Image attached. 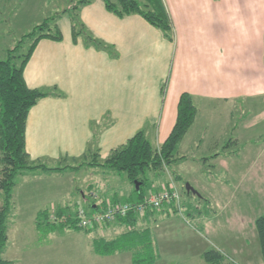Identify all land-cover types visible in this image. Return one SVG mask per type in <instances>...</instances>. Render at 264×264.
Listing matches in <instances>:
<instances>
[{
    "label": "crops",
    "instance_id": "crops-1",
    "mask_svg": "<svg viewBox=\"0 0 264 264\" xmlns=\"http://www.w3.org/2000/svg\"><path fill=\"white\" fill-rule=\"evenodd\" d=\"M163 2L173 24V41L165 39L142 17L119 18L108 12L101 0H94L79 10V18L87 33L110 51L86 45L81 36L74 41L67 15L57 21L62 41L38 42L24 69L25 84L29 89L59 95L42 98L29 111L25 147L31 162L72 167L94 147L103 160L141 130L158 148L173 129L182 94L193 97L198 111L211 103L264 100V0ZM3 42L0 36V58L5 56ZM235 139L238 143L232 145L234 151L229 149L210 162L215 168L228 166L232 183L224 187L236 215L227 221L232 223L234 233L224 234L218 242L216 238L207 242L227 251L235 263L263 264L255 225L240 213L244 208L260 209L259 216L264 213V140L244 141L238 149L242 141ZM198 143L201 141L186 145V149L194 147L196 151ZM90 169L23 174V180L42 182L45 187V182H50L57 193L54 199L38 203L33 213L52 214L60 209L77 212L87 208L90 192L104 200L135 199L127 185V190L118 194L105 189L100 181L92 184ZM173 177L177 176L168 178L170 186L179 182L176 178L174 184ZM74 179L83 182L81 187L87 191H80ZM164 181L151 176L145 187L146 197L163 192L168 185L162 186ZM218 185L221 190L222 183ZM75 189H79L77 195ZM170 209L164 206L158 215ZM204 252L198 250L196 257L200 259Z\"/></svg>",
    "mask_w": 264,
    "mask_h": 264
},
{
    "label": "rangeland",
    "instance_id": "rangeland-1",
    "mask_svg": "<svg viewBox=\"0 0 264 264\" xmlns=\"http://www.w3.org/2000/svg\"><path fill=\"white\" fill-rule=\"evenodd\" d=\"M68 2L69 0H0V32L5 50L21 35L41 22L44 16H50L56 9L61 10ZM1 58L4 59L5 56ZM198 112L194 125L185 137V142L180 143L178 147V156H187V161L168 167L164 171L146 173L148 181L154 175L161 181L165 180L162 186L168 183L170 176L179 178L177 185L175 178L172 179L175 184L172 188L175 187L180 195L179 202L173 204L174 207L169 213L158 215L156 222L150 224L152 230L150 241L157 253L154 264H189L186 260L194 264H206L201 258L196 257L197 251L206 252L213 248L212 243L207 242L208 239L216 238L215 241L218 242L224 234L234 233L232 223L227 221L230 216L236 215L230 205L226 188L232 183L227 173L228 166L222 165V169L215 168L210 163L204 164L202 158L214 153H228L229 150L223 151L222 148L235 137L242 141L238 146L244 141L258 143L264 140V100L239 104L211 103L200 107ZM198 140L201 144L198 143L196 151L194 147L186 149V145L195 146ZM243 145H240L241 148ZM234 149L232 146L230 151ZM85 161L86 159H80L76 164L80 165ZM62 166L64 165H59ZM56 167L58 166L47 168ZM83 168L85 167L81 169ZM89 171L92 175L91 183L96 184L100 181L110 192L115 190L119 194L123 190L126 191L128 186L133 190L124 175L103 168H91ZM82 178H85V175ZM45 183L47 187L42 182L18 178L13 191L12 211L8 218V242L0 256L1 260L8 264H129L130 253H116L113 256L102 257L92 251L93 238L109 239L121 233L122 229L115 225L103 224L96 230H93V227L83 229L89 230L88 233L53 229L47 224L38 229L37 224L43 222V219L40 218L41 213H33L36 205L54 199L57 194L50 182ZM74 183L81 189L80 191H87V188L81 187L83 182L74 179ZM218 183H222L221 190ZM186 184L192 187L197 195L187 194L183 189ZM163 189L171 190L170 184H166ZM78 192L79 189L73 190L76 195ZM204 194H208V197ZM132 200L136 201V198ZM25 202L28 203L24 205ZM248 209L244 208L239 212L244 220L247 219L246 222L249 221L253 225V220L261 212L260 209L251 208L249 214ZM54 215V212L50 214L49 221L57 224L58 220ZM206 221H210L207 229ZM184 228L185 230L182 231ZM191 243L196 245L190 246ZM221 252L225 256V264H238L227 251Z\"/></svg>",
    "mask_w": 264,
    "mask_h": 264
},
{
    "label": "trees",
    "instance_id": "trees-1",
    "mask_svg": "<svg viewBox=\"0 0 264 264\" xmlns=\"http://www.w3.org/2000/svg\"><path fill=\"white\" fill-rule=\"evenodd\" d=\"M94 0H69L61 10L54 11L41 22L34 25L30 31L24 33L13 45L5 50V58L0 60V256L8 242V218L12 211L13 191L18 178L31 171L63 172L66 170H79L85 168H103L118 175H124L133 188L134 200H104L94 192L89 193L87 208L77 212L67 213L62 209L55 211L57 224L50 223V213H42L43 222L37 228L50 225V228L60 230L84 231L78 226L80 211H92L95 199L101 205L106 201L111 203L142 202L146 197L147 172L164 171L166 168L186 161L187 156H178V147L189 130L195 123L198 114L194 99L188 94H182L177 104V117L168 138L158 147L154 148L141 130L131 137L125 144L110 151L108 156L101 160L99 149L94 147L84 155L85 163L73 167L47 168L43 164L31 162L25 147L26 123L29 111L39 100L48 96H58L51 91L29 89L24 81V69L33 50L41 40L62 41V33L57 21L67 15L71 22L72 38L75 41L79 36L84 38L86 45L96 49L110 51V48L92 38L86 31L79 18V10ZM106 10L119 18L130 15L142 17L148 24L162 32L168 41L174 40V28L163 0H101ZM0 36H2L0 32ZM98 133H94V142ZM238 142L230 139L223 151L229 150ZM96 145V143L94 144ZM223 154V153H222ZM214 153L202 158L204 164L220 156ZM178 178V177H176ZM175 180L177 181V179ZM179 180V179H178ZM138 185V189L135 188ZM185 190V187H183ZM191 194L190 192H186ZM199 198H202L199 196ZM172 208L174 205H170ZM164 208V207H163ZM162 208V209H163ZM162 210H148L144 217L127 214L118 217L112 224L122 229L121 233L112 237H96L92 239V251L102 257L113 256L116 253H130L131 264H154L157 253L152 248L150 241V224L156 222L158 213ZM51 217V216H50ZM255 229L258 234L260 250L264 264V213L255 220ZM101 226V225H100ZM93 230L98 229L93 225ZM86 233L89 230L84 231ZM202 260L206 264H225L224 254L216 248H211L203 253ZM0 264H8L0 259Z\"/></svg>",
    "mask_w": 264,
    "mask_h": 264
},
{
    "label": "built area",
    "instance_id": "built-area-1",
    "mask_svg": "<svg viewBox=\"0 0 264 264\" xmlns=\"http://www.w3.org/2000/svg\"><path fill=\"white\" fill-rule=\"evenodd\" d=\"M180 195L175 187L169 191H163L155 195L145 197L142 202L134 203H111L106 201L101 205L100 200L95 199L92 211H80L78 214V226L82 229H88L93 225H103L113 222L118 217H125L127 214L142 216L148 210H160L164 206H170L179 202Z\"/></svg>",
    "mask_w": 264,
    "mask_h": 264
},
{
    "label": "water",
    "instance_id": "water-1",
    "mask_svg": "<svg viewBox=\"0 0 264 264\" xmlns=\"http://www.w3.org/2000/svg\"><path fill=\"white\" fill-rule=\"evenodd\" d=\"M135 188L138 189V185H135ZM185 190L186 192H190V193L197 195V192L192 187H190L188 184L185 185Z\"/></svg>",
    "mask_w": 264,
    "mask_h": 264
}]
</instances>
